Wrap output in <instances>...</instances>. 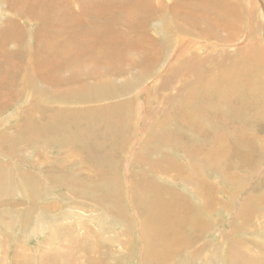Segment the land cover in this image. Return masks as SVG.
Here are the masks:
<instances>
[{
    "label": "rangeland",
    "instance_id": "1",
    "mask_svg": "<svg viewBox=\"0 0 264 264\" xmlns=\"http://www.w3.org/2000/svg\"><path fill=\"white\" fill-rule=\"evenodd\" d=\"M17 1L0 0L21 37L2 50L26 64L0 88V264H264V0H164L231 27L216 40L157 13L127 35L156 44L147 69L71 84L67 67L60 88L25 72L54 67L63 20Z\"/></svg>",
    "mask_w": 264,
    "mask_h": 264
},
{
    "label": "bare ground",
    "instance_id": "2",
    "mask_svg": "<svg viewBox=\"0 0 264 264\" xmlns=\"http://www.w3.org/2000/svg\"><path fill=\"white\" fill-rule=\"evenodd\" d=\"M73 1V3L76 4V6L79 8L81 15L76 14L74 11H72L70 7L66 3H64L65 1L63 2V0H18L14 4V8L19 9L22 12V15L23 12L26 11V13L30 15V19L32 21L38 20V17L36 18L35 15H42L44 18H39H41L45 27L47 25H50L52 27L56 26V21H58V19L63 20V26L61 27V29L62 31L65 30L64 40L61 47L53 48L54 43H51L49 41L52 47V49L50 48V50L53 52V58L50 61H56L54 65V67L56 66V68L49 67L51 62L47 63V60L49 59L48 57V59L46 60L35 58L34 62L31 63V66L26 69L25 73L27 78H29L33 74L34 76L40 77L43 81L46 82V84L51 83L55 87L60 88L62 83L64 84L65 81L63 80V78L58 77V74L55 72H59L60 70L66 69L67 67L73 68L71 70L75 71L69 78V83L71 84H76L77 81L79 82L82 77H102L103 75L107 74H122L125 71V68L134 67L137 65H142V68L147 69L150 64H152V61L157 55L158 48L156 44L152 41L151 38H148L147 36L148 39L145 37V40L147 42L146 44H138L137 46H134L135 44L130 42L127 35L130 33H134V35H138L142 39H144V37L137 29L140 30V28H143L146 21L150 19V17H155L157 16V13L160 14L164 11L167 12L171 10L172 14H174L173 16H175L176 19H180L186 26L189 27H186L187 29H193L194 31L199 32V34H204L205 36L209 38H215L216 40H219L220 36L215 30L222 27V29L225 30V28L231 27L223 25L222 21V23L220 22L218 24V21L216 19L213 18V20L210 16L208 17L207 14H204V18L201 16L204 19L200 20L204 24L203 27L200 25V21H198L197 18H195L191 14L186 13L183 6L178 3L175 4V1L173 2L175 5H173L172 7L164 6V0H116L113 2V4H111V0ZM200 2L201 1H199V3ZM205 3L206 2H204L203 4ZM211 9L213 10L214 8L212 7ZM226 10L229 11L230 15V10H228V8H226ZM226 10H218L217 12H215V14H213V17H215V15H218L220 21L222 17L224 18L228 14ZM214 21H216V23H214ZM83 24H86L87 28L84 29V27H82ZM169 25L173 26L172 23H170ZM6 27V29L0 31V88L6 87V89H8L10 87V84H13L14 86V84H17L19 82V72L24 69L23 66H25L26 64H24L23 66H19L12 60V58L16 57L17 52L11 53L8 50H2L6 45H12V38L16 41H20L21 38L20 33H18V30L20 31V29L15 28L16 25L14 21L11 20ZM13 29L16 31L12 32ZM178 30L179 33L176 35V40L182 42L186 40V37L188 40V36L185 35V32L188 30L183 31L182 29H174V32H177ZM210 30H213V33H210ZM180 32L185 33L183 35H180L183 37H179ZM221 32L223 33V30ZM85 35H89L90 39H77L78 37ZM176 40L175 42L177 44L178 41ZM72 41L74 43H72ZM185 43H187L186 45H188L190 43L192 44L193 42H191L190 39V42L185 41ZM197 45L199 46L198 43ZM37 47L38 49L41 48L43 50V53H45L43 54V56H46L47 54L49 55V53H47L48 51L42 46L41 43L38 44ZM20 48H22L21 45H19V49ZM86 53H89L88 55L90 57L88 58L90 60L84 59V55ZM132 55H134L135 58ZM67 63L68 66H65V64ZM95 64L97 65V67H94L90 70V66H94ZM6 67L8 69H6ZM81 67H88L86 69L87 72L85 73V75L81 74Z\"/></svg>",
    "mask_w": 264,
    "mask_h": 264
}]
</instances>
